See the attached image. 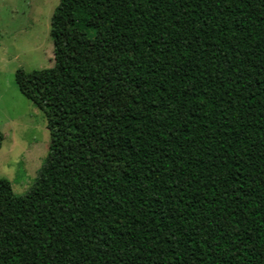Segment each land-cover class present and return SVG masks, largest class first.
I'll return each instance as SVG.
<instances>
[{"label":"trees","instance_id":"trees-1","mask_svg":"<svg viewBox=\"0 0 264 264\" xmlns=\"http://www.w3.org/2000/svg\"><path fill=\"white\" fill-rule=\"evenodd\" d=\"M48 34L0 264H264V0H58Z\"/></svg>","mask_w":264,"mask_h":264},{"label":"rangeland","instance_id":"rangeland-1","mask_svg":"<svg viewBox=\"0 0 264 264\" xmlns=\"http://www.w3.org/2000/svg\"><path fill=\"white\" fill-rule=\"evenodd\" d=\"M58 0H0V178L14 194L32 185L47 152L43 112L18 90L24 72L52 63L49 18Z\"/></svg>","mask_w":264,"mask_h":264}]
</instances>
